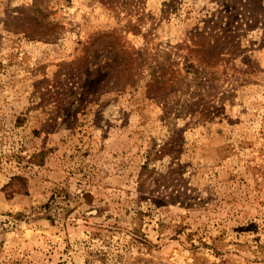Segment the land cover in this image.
Listing matches in <instances>:
<instances>
[{
  "label": "rangeland",
  "instance_id": "obj_1",
  "mask_svg": "<svg viewBox=\"0 0 264 264\" xmlns=\"http://www.w3.org/2000/svg\"><path fill=\"white\" fill-rule=\"evenodd\" d=\"M0 264H264V0H0Z\"/></svg>",
  "mask_w": 264,
  "mask_h": 264
},
{
  "label": "trees",
  "instance_id": "obj_2",
  "mask_svg": "<svg viewBox=\"0 0 264 264\" xmlns=\"http://www.w3.org/2000/svg\"><path fill=\"white\" fill-rule=\"evenodd\" d=\"M56 199L55 197V192L52 193L51 197L48 199V201L44 204L45 206H50L53 204L54 200Z\"/></svg>",
  "mask_w": 264,
  "mask_h": 264
}]
</instances>
